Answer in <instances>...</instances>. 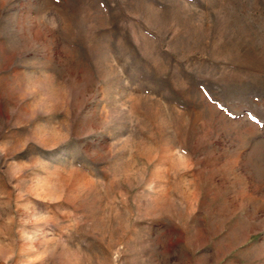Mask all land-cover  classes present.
<instances>
[{
  "label": "rangeland",
  "instance_id": "1",
  "mask_svg": "<svg viewBox=\"0 0 264 264\" xmlns=\"http://www.w3.org/2000/svg\"><path fill=\"white\" fill-rule=\"evenodd\" d=\"M0 264H264V0H0Z\"/></svg>",
  "mask_w": 264,
  "mask_h": 264
}]
</instances>
